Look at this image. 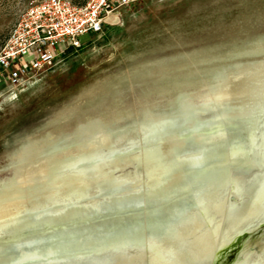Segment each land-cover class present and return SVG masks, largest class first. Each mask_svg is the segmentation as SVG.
<instances>
[{
	"label": "bare ground",
	"instance_id": "6f19581e",
	"mask_svg": "<svg viewBox=\"0 0 264 264\" xmlns=\"http://www.w3.org/2000/svg\"><path fill=\"white\" fill-rule=\"evenodd\" d=\"M248 54L264 56V39L226 55L208 101L185 95L128 126L49 136L25 149L11 163L14 176L0 180V264L51 247L58 257L23 264H78L107 251L119 252L112 264H184V253L186 264H223L240 246L245 264H264V244L254 239L264 231V62L234 67ZM191 109L202 112L187 123ZM236 170L245 177L234 185ZM202 188L211 222L197 217L198 198L182 201ZM150 233L180 243L177 252L139 249L148 239L131 243ZM119 239L130 241L125 254L113 242L62 253Z\"/></svg>",
	"mask_w": 264,
	"mask_h": 264
},
{
	"label": "rangeland",
	"instance_id": "374dc122",
	"mask_svg": "<svg viewBox=\"0 0 264 264\" xmlns=\"http://www.w3.org/2000/svg\"><path fill=\"white\" fill-rule=\"evenodd\" d=\"M33 1L0 0V45ZM259 39H264V0H138L102 33L81 36L84 44L58 57L18 99L1 101L0 180L14 176L11 163L25 149L47 142L49 136H76L86 131L128 126L150 112L170 109L185 95L197 104L208 101L213 83L225 73L218 65L229 61L226 55L249 48ZM255 61L264 62V56L248 54L234 67L238 69L245 62ZM204 68L200 75H190ZM121 143L117 139L116 144ZM244 177V171H233V184ZM203 191L202 188L191 194V199L182 201L189 203L198 198L197 217L202 222H211V199L206 194L200 195ZM146 236L131 243L141 244L148 239L150 244H141L139 249L173 253L178 250L180 243L171 247L167 239L151 233ZM254 239L264 244V231ZM112 242L127 248L121 250L123 254L130 250V241L119 239L75 243L62 253H88L92 246L104 248ZM242 248L234 250L231 259H222L223 264H245ZM118 253L107 251L92 261L78 264H112L111 259ZM58 255L60 250L51 247L46 251H30L9 263H31ZM186 255L181 256L184 264ZM199 262L197 258L195 263Z\"/></svg>",
	"mask_w": 264,
	"mask_h": 264
},
{
	"label": "built area",
	"instance_id": "2783aa9c",
	"mask_svg": "<svg viewBox=\"0 0 264 264\" xmlns=\"http://www.w3.org/2000/svg\"><path fill=\"white\" fill-rule=\"evenodd\" d=\"M138 0H34L0 45V103L16 100L85 34H100Z\"/></svg>",
	"mask_w": 264,
	"mask_h": 264
},
{
	"label": "water",
	"instance_id": "95a60500",
	"mask_svg": "<svg viewBox=\"0 0 264 264\" xmlns=\"http://www.w3.org/2000/svg\"><path fill=\"white\" fill-rule=\"evenodd\" d=\"M184 104H182V106H183ZM210 110L208 109V110H206V112H209ZM202 111H200V110H195V109H191V110H189L188 112H186L185 114L186 115H189L188 117H190V119H189V121L187 122V123H191V122H194V121H196L197 120V118H198V115L201 113ZM224 118H227V117H224Z\"/></svg>",
	"mask_w": 264,
	"mask_h": 264
},
{
	"label": "trees",
	"instance_id": "16d2710c",
	"mask_svg": "<svg viewBox=\"0 0 264 264\" xmlns=\"http://www.w3.org/2000/svg\"><path fill=\"white\" fill-rule=\"evenodd\" d=\"M73 49L71 48V47H69L68 49H67V51L68 52H70V51H72Z\"/></svg>",
	"mask_w": 264,
	"mask_h": 264
}]
</instances>
